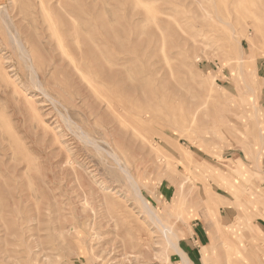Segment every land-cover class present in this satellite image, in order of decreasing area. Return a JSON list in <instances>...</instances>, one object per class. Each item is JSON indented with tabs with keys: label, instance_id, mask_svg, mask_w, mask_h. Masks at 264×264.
<instances>
[{
	"label": "rangeland",
	"instance_id": "374dc122",
	"mask_svg": "<svg viewBox=\"0 0 264 264\" xmlns=\"http://www.w3.org/2000/svg\"><path fill=\"white\" fill-rule=\"evenodd\" d=\"M260 130L264 0H0V264H264Z\"/></svg>",
	"mask_w": 264,
	"mask_h": 264
},
{
	"label": "crops",
	"instance_id": "0c3cea01",
	"mask_svg": "<svg viewBox=\"0 0 264 264\" xmlns=\"http://www.w3.org/2000/svg\"><path fill=\"white\" fill-rule=\"evenodd\" d=\"M259 137H260V139L261 140H263L264 141V132L262 131V130H260V132H259ZM262 145H264V142H262ZM264 147V146H263ZM219 179L221 180V181H223L224 183H225V185L228 187V189L230 190V191H232L234 194H238V195H240V190L235 186V184L232 182V180H229L227 177H225L224 175H222V176H220L219 175ZM259 201V200H258ZM209 208L210 209H213L210 205H209ZM217 210V209H216ZM214 227V226H213ZM216 228L214 227V230H215ZM217 231V230H216ZM218 233V232H217ZM216 237H217V235H213L212 236V242H211V244H209L208 246H206L207 248H212V249H214V251H215V245H214V243L216 242ZM206 248V249H207ZM209 253H210V257H212V259H213V257L215 256L214 255V252H212V250L210 249L209 250Z\"/></svg>",
	"mask_w": 264,
	"mask_h": 264
},
{
	"label": "bare ground",
	"instance_id": "6f19581e",
	"mask_svg": "<svg viewBox=\"0 0 264 264\" xmlns=\"http://www.w3.org/2000/svg\"><path fill=\"white\" fill-rule=\"evenodd\" d=\"M46 17H47V16H46ZM49 18H50V17H49ZM51 23H53V22H51ZM50 25H52V24H50ZM58 39H59V38H58ZM58 39H57V40H58ZM59 40H60V39H59ZM2 66H3V65H2ZM4 73H5V72H4ZM5 79H6V78H5ZM6 81H7V80H6ZM246 86H247V88H249L252 92L255 91V88H251V87L249 86V84H246ZM15 89H16V88H15ZM34 104H35V103H34ZM30 107H31V105H30ZM256 108L259 109L257 105H256ZM257 109H256V110H257ZM4 117H5V116H4ZM3 122H4V121H3ZM4 124H5V123H4ZM7 125H8V124H7ZM8 126H9V125H8ZM8 126H7V127H8ZM10 128H11V127H10ZM122 170L125 171V173L128 175V177H131V176H130V173H129V171H128V169H125V170L122 169ZM134 181H135V180H134ZM135 182H136V181H135ZM117 200H118V199H117ZM118 201H119V200H118ZM126 210H127V209H126ZM210 210H212V209H210ZM123 211H124V210H123ZM211 213H212V212H211ZM124 214H125V213H124ZM126 214H127V213H126ZM212 214H213V213H212ZM122 216H123V215H122ZM133 216H134V215H133ZM126 217H127V215L125 216V218H126ZM123 218H124V217H123ZM125 218H124V219H125ZM128 220H129V219H128ZM131 220H133V219H131ZM134 220H135V219H134ZM121 221H123V220H121ZM125 222H127V220H125ZM128 222H129V221H128ZM132 224H133V223H132ZM138 224H139V223H138ZM140 225H141V224H140ZM134 227H135V226H134ZM131 228H132V226H131ZM164 231H165V230H164ZM178 240H179V239H178ZM173 243H175V242H173ZM173 243H172V244H173ZM170 244H171V243H170ZM173 245H174V244H173ZM176 245H177V243H176ZM176 245H174V246H176ZM170 246H172V245H170ZM176 247H177V246H176ZM178 247H179V246H178ZM175 250H176V249H175ZM182 254H183V253H182ZM183 256H185V255H183ZM185 257H186V256H185ZM207 257H208V256H207ZM204 258H205V257H204ZM182 259H183V257H182ZM205 260H208V258H205ZM185 261H186V260H184L183 263H184ZM186 262H187V261H186Z\"/></svg>",
	"mask_w": 264,
	"mask_h": 264
}]
</instances>
